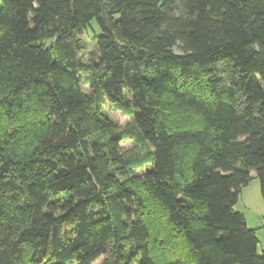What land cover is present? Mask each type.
Segmentation results:
<instances>
[{
    "label": "trees",
    "instance_id": "16d2710c",
    "mask_svg": "<svg viewBox=\"0 0 264 264\" xmlns=\"http://www.w3.org/2000/svg\"><path fill=\"white\" fill-rule=\"evenodd\" d=\"M252 173L264 200V0H0V264H264Z\"/></svg>",
    "mask_w": 264,
    "mask_h": 264
},
{
    "label": "rangeland",
    "instance_id": "374dc122",
    "mask_svg": "<svg viewBox=\"0 0 264 264\" xmlns=\"http://www.w3.org/2000/svg\"><path fill=\"white\" fill-rule=\"evenodd\" d=\"M88 34L83 35V40L86 42L85 50L83 54V60L89 61V52L94 49V42L89 38L93 37V34L99 33V28L95 21L91 22ZM176 52V51H175ZM84 93H86V86L82 84ZM108 113V119L119 129L125 127L128 123V118L121 115L118 111H114L110 105L106 104L104 109ZM185 117L183 115H178ZM131 146L130 142H124L121 144V149L126 150ZM143 170L139 172L141 175ZM252 179L249 183L241 189L237 202L234 206L235 210L244 215L245 224L249 229L255 231L256 238L258 240V251L264 252V200L260 195L259 181L255 174L252 173ZM147 224L151 234L150 252L153 253L158 259H167L173 255L182 254L183 250L180 242L170 235L167 228L164 227V222L161 215L155 211H151L147 216ZM104 259L100 258L93 264H103Z\"/></svg>",
    "mask_w": 264,
    "mask_h": 264
}]
</instances>
